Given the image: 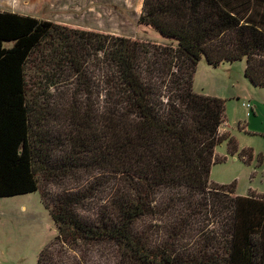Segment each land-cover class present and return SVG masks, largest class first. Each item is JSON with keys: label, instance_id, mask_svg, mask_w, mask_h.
<instances>
[{"label": "trees", "instance_id": "1", "mask_svg": "<svg viewBox=\"0 0 264 264\" xmlns=\"http://www.w3.org/2000/svg\"><path fill=\"white\" fill-rule=\"evenodd\" d=\"M139 23L164 41L0 10V198L40 192L57 235L37 264H264V196L210 181L237 151L227 102L194 91L203 58L264 89V0H143ZM71 76L67 106L40 100Z\"/></svg>", "mask_w": 264, "mask_h": 264}, {"label": "rangeland", "instance_id": "2", "mask_svg": "<svg viewBox=\"0 0 264 264\" xmlns=\"http://www.w3.org/2000/svg\"><path fill=\"white\" fill-rule=\"evenodd\" d=\"M11 1L0 0V10L10 11L7 7ZM142 9L143 0H44L43 8H31L30 11L33 12L30 13L40 20L143 41L163 42L164 39L153 28L139 23ZM245 66V61H240L233 66L222 65L213 69L203 58L194 79V91L197 94L223 97L227 102V124L222 128L228 133L222 132V134L230 136L237 144V151L233 155L229 153L227 141L217 147L216 155L226 160L213 166L211 183L226 186L235 184V196L262 197L264 196V89L255 88L245 78ZM95 75L98 86L96 91H99V72ZM73 80L72 76L65 77L59 87H54L49 92L44 88L48 94L43 95L44 89H37L38 97L41 101L59 100L67 106V99H71L75 88L72 86ZM248 103H251L252 111L244 106ZM55 107L57 109L58 104L51 109ZM249 112L250 116H247ZM87 179L88 177L80 182L81 187L87 185ZM72 187L77 188L78 184L75 181L54 183L46 190L54 194ZM196 227L198 228V225ZM199 234L193 233V235ZM56 235L57 228L42 203L40 192L0 198V264H37L40 253ZM65 252L70 258L74 257L83 264H115L109 250L95 249L78 254Z\"/></svg>", "mask_w": 264, "mask_h": 264}, {"label": "crops", "instance_id": "3", "mask_svg": "<svg viewBox=\"0 0 264 264\" xmlns=\"http://www.w3.org/2000/svg\"><path fill=\"white\" fill-rule=\"evenodd\" d=\"M8 5L9 6L7 8L10 9V11H7V12L16 13V14H20L21 13L20 15H23V16H31V17H34L32 15V13H30V12H33V11H30L31 8H34V7H36V9H38V7L43 8V6H44V0H27V1H23V0H12L11 3L8 4ZM1 11H3V10H1ZM213 69H215V68H213ZM194 86H195V84H194ZM206 96L218 97V98L223 99V97L220 96V95H207L206 94ZM226 124L227 123L225 122L224 125H226ZM221 132L228 133L225 129L223 131V128H221Z\"/></svg>", "mask_w": 264, "mask_h": 264}, {"label": "built area", "instance_id": "4", "mask_svg": "<svg viewBox=\"0 0 264 264\" xmlns=\"http://www.w3.org/2000/svg\"><path fill=\"white\" fill-rule=\"evenodd\" d=\"M244 106H245L247 109H250L251 111L253 110V107H252L251 103L244 104ZM247 116H250V112L248 113Z\"/></svg>", "mask_w": 264, "mask_h": 264}]
</instances>
